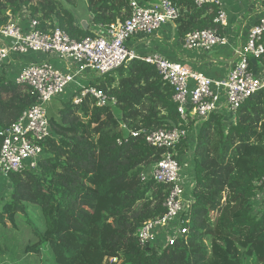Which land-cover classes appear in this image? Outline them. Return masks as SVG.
Returning a JSON list of instances; mask_svg holds the SVG:
<instances>
[{
    "label": "trees",
    "instance_id": "obj_1",
    "mask_svg": "<svg viewBox=\"0 0 264 264\" xmlns=\"http://www.w3.org/2000/svg\"><path fill=\"white\" fill-rule=\"evenodd\" d=\"M78 1L0 0V28L27 10L44 33L59 27L76 40L95 38L91 26L76 24L70 7ZM85 1L95 29L124 22L132 12L131 0ZM171 1L181 9L180 39L211 28L222 33L215 23L218 6ZM257 62L264 69V54ZM15 78L0 70V150L1 133L38 101ZM91 85L117 105L99 107L89 97L76 104L70 93L56 99L61 108L50 116L53 135L39 170L9 176L13 200L0 208V264H264V202H254L264 200V88L228 124L215 113L204 121L183 120L173 88L141 59ZM172 128L195 132L175 156L184 164L193 153L184 174L194 178L187 194L194 202L181 216V237L157 249L143 246L138 233L166 214L172 187L141 176L164 153L146 136ZM36 208L41 216L34 220ZM19 220L30 229L26 239L7 236L19 230Z\"/></svg>",
    "mask_w": 264,
    "mask_h": 264
},
{
    "label": "built area",
    "instance_id": "obj_2",
    "mask_svg": "<svg viewBox=\"0 0 264 264\" xmlns=\"http://www.w3.org/2000/svg\"><path fill=\"white\" fill-rule=\"evenodd\" d=\"M193 3L197 9L208 5L219 7L215 23L222 27V33L218 28L190 32L182 39L184 48L209 53L228 47L229 38L223 34L229 21L225 0H193ZM130 5L132 12L127 20L97 29L95 38L76 40L59 27L44 33L27 10L21 12L20 21L12 17L0 28V70L15 72L14 81L33 89L38 100L1 133L0 208L13 200L10 174L36 172L46 156L45 145L53 135L48 104L70 93L76 104L89 97L99 107L117 105L116 98L92 86L91 81L126 67L135 59L153 65L162 80L173 88V99L185 121L189 117L204 121L215 113L231 124L244 103L264 88V70L257 71L252 65L253 60L257 61L264 54V17L250 28L244 45L237 50L238 60L228 74L213 78L163 54L142 55L135 51L131 42L143 36L153 37L166 25L177 23L181 9L171 0H155L147 6L141 5L139 0H131ZM192 134L188 129L172 128L146 136L149 146L164 153L161 161L141 178L143 182L154 179L172 188L164 204L166 214L147 222L139 230L143 246L161 249L174 245L182 235L181 216L194 202L187 197L195 184L194 178L184 174L193 153H188L189 162L184 164L175 156L178 145L189 140ZM261 185L264 186V179ZM254 202L261 207L264 200L258 196Z\"/></svg>",
    "mask_w": 264,
    "mask_h": 264
},
{
    "label": "crops",
    "instance_id": "obj_3",
    "mask_svg": "<svg viewBox=\"0 0 264 264\" xmlns=\"http://www.w3.org/2000/svg\"><path fill=\"white\" fill-rule=\"evenodd\" d=\"M154 1L139 0L143 6ZM224 9L229 20L228 26L223 29V34L230 41V45L226 48H219L209 53L187 50L182 44V39L179 38L176 23L166 25L153 37H139L131 42L130 46L142 55L160 53L210 77H225L238 60L237 50L244 45L250 28L257 20L264 17V0H225ZM75 21L78 26L84 27L87 23L88 28L91 26L93 31L97 30L92 25L91 16L89 20L79 21L76 18ZM53 62L58 63L56 60ZM252 65L255 69L257 67L264 70L255 60L252 61Z\"/></svg>",
    "mask_w": 264,
    "mask_h": 264
},
{
    "label": "rangeland",
    "instance_id": "obj_4",
    "mask_svg": "<svg viewBox=\"0 0 264 264\" xmlns=\"http://www.w3.org/2000/svg\"><path fill=\"white\" fill-rule=\"evenodd\" d=\"M70 9L73 11L75 17L79 21L89 20V18L91 16L85 0H79L77 6L70 7ZM259 70L260 69H257V71H259ZM66 96H68V94L64 95L63 97H66ZM59 108H61V106H60V102L58 100L55 99L51 103H49L48 104L49 116H57ZM194 133H193V137L195 135ZM193 137L191 136V138H193ZM147 174H149V173H147ZM40 216H41L40 211L38 208H36V211H33L31 217H32V219L37 220ZM29 232H30V229L27 227V225L25 223H23L22 220H19V230L17 232H10L11 234L8 232L7 236H10V235L14 236V237L20 236L21 240H22V239H26L29 236ZM88 255H89L90 259H93L94 254H88ZM89 261H91V260H89Z\"/></svg>",
    "mask_w": 264,
    "mask_h": 264
},
{
    "label": "water",
    "instance_id": "obj_5",
    "mask_svg": "<svg viewBox=\"0 0 264 264\" xmlns=\"http://www.w3.org/2000/svg\"><path fill=\"white\" fill-rule=\"evenodd\" d=\"M84 29H88L87 23L84 24Z\"/></svg>",
    "mask_w": 264,
    "mask_h": 264
}]
</instances>
